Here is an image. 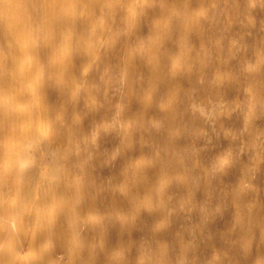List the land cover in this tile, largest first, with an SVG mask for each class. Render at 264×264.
Instances as JSON below:
<instances>
[{"label":"rangeland","instance_id":"1","mask_svg":"<svg viewBox=\"0 0 264 264\" xmlns=\"http://www.w3.org/2000/svg\"><path fill=\"white\" fill-rule=\"evenodd\" d=\"M18 6L0 264H264V0Z\"/></svg>","mask_w":264,"mask_h":264},{"label":"bare ground","instance_id":"2","mask_svg":"<svg viewBox=\"0 0 264 264\" xmlns=\"http://www.w3.org/2000/svg\"><path fill=\"white\" fill-rule=\"evenodd\" d=\"M19 7L18 0H0V29L15 44L25 39L26 31L30 23L28 18L19 15ZM45 7L47 8V6ZM52 16L53 14L48 13L44 19L51 18ZM24 259L26 257H23Z\"/></svg>","mask_w":264,"mask_h":264}]
</instances>
